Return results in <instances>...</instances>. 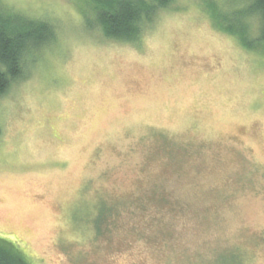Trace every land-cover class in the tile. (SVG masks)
Segmentation results:
<instances>
[{
  "label": "rangeland",
  "instance_id": "obj_1",
  "mask_svg": "<svg viewBox=\"0 0 264 264\" xmlns=\"http://www.w3.org/2000/svg\"><path fill=\"white\" fill-rule=\"evenodd\" d=\"M121 1L92 0L95 39L47 52L33 76L53 26L0 15V31L25 38L23 76L0 94V239L28 264H102L105 249L126 264L136 232L163 240L159 226L179 211L162 178L194 164L217 182L199 205L202 231L251 225L250 204L264 206V92L253 79L264 51L229 45L201 8L255 49L264 40L238 19L253 2L229 18L216 0H134L140 27L121 37L99 17ZM161 8L170 20L154 24ZM257 234L246 226L241 244ZM216 264L238 256L224 250Z\"/></svg>",
  "mask_w": 264,
  "mask_h": 264
},
{
  "label": "clouds",
  "instance_id": "obj_2",
  "mask_svg": "<svg viewBox=\"0 0 264 264\" xmlns=\"http://www.w3.org/2000/svg\"><path fill=\"white\" fill-rule=\"evenodd\" d=\"M252 2L253 0H216L221 14L229 18L234 11L246 10ZM201 8L206 21L228 38L229 45L249 52L264 51V44L255 49L245 47L238 34L215 26L211 13L202 3ZM0 15L21 16L31 21H45L53 26L55 43L45 46L38 54L32 53L40 57L31 66L32 76L38 71L47 52L80 40L95 39L93 32L86 26L87 19L95 17L92 0H0ZM238 19L244 24L249 38L256 37L261 26H264V12L259 9L244 11ZM169 20L170 9L161 8L154 24ZM101 32V27L97 25L95 34ZM253 79L257 81L256 86L264 92V73ZM182 164L186 167V163ZM200 173L201 168L194 164L191 176H185L184 169L181 168L175 175L162 178L161 182L169 189V199L179 206V211H170L164 223L159 226L163 240L137 231V243L123 249L126 264H216L218 253L224 250L234 251L239 264H264V206L250 204L246 218L253 222L251 225L241 221L228 231H202L196 219L199 205L204 196L217 187V182ZM246 226L258 233L247 247L241 244L240 238L241 231ZM98 255L102 264H114L116 259L115 256L109 258L106 249L99 251Z\"/></svg>",
  "mask_w": 264,
  "mask_h": 264
},
{
  "label": "trees",
  "instance_id": "obj_3",
  "mask_svg": "<svg viewBox=\"0 0 264 264\" xmlns=\"http://www.w3.org/2000/svg\"><path fill=\"white\" fill-rule=\"evenodd\" d=\"M167 1L155 0L158 4H164ZM119 5L116 13L103 10L100 11L99 17L105 32L124 37L134 33L140 27L143 8L140 10L134 0H122ZM253 5L256 9L264 12V0H253ZM258 38L264 40V26H261ZM24 44V37L12 38L0 31V94L6 91L12 81L23 76L21 59L24 53ZM0 242V264H19V258L24 264H28L12 242L4 239H0Z\"/></svg>",
  "mask_w": 264,
  "mask_h": 264
}]
</instances>
